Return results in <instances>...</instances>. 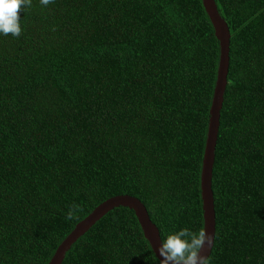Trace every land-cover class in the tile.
<instances>
[{
	"label": "trees",
	"instance_id": "16d2710c",
	"mask_svg": "<svg viewBox=\"0 0 264 264\" xmlns=\"http://www.w3.org/2000/svg\"><path fill=\"white\" fill-rule=\"evenodd\" d=\"M215 3L230 40L209 264H264V0ZM21 26L0 34V264H47L117 194L144 204L161 241L203 228L219 43L202 1L32 0ZM61 264L160 261L134 211L117 206Z\"/></svg>",
	"mask_w": 264,
	"mask_h": 264
},
{
	"label": "water",
	"instance_id": "95a60500",
	"mask_svg": "<svg viewBox=\"0 0 264 264\" xmlns=\"http://www.w3.org/2000/svg\"><path fill=\"white\" fill-rule=\"evenodd\" d=\"M201 1L212 24L214 35L219 43V59L216 80L209 107L208 125L200 170V195L202 201L203 228H206L207 233L214 236L215 210L211 179L215 154L214 151L219 128L220 109L222 107L223 95L227 84L230 30L227 22L219 14L215 0ZM117 206H126L134 211L145 239L148 241L157 259L161 261L162 258L158 253V248L162 243L161 237L157 226L151 221L146 207L135 196L129 194H117L96 205L85 217L78 221L73 229L58 244L47 264H61L66 251L70 248L72 243H74L78 237L83 235L106 212ZM212 246H206L204 252L206 256H209Z\"/></svg>",
	"mask_w": 264,
	"mask_h": 264
},
{
	"label": "clouds",
	"instance_id": "9594fccd",
	"mask_svg": "<svg viewBox=\"0 0 264 264\" xmlns=\"http://www.w3.org/2000/svg\"><path fill=\"white\" fill-rule=\"evenodd\" d=\"M31 3L32 0H0V34L20 37L23 34L21 13ZM40 3L46 7L54 0H40ZM65 218H73L71 209ZM213 240L214 236L207 233L206 228L197 232L184 228L169 234L158 248L162 258L160 264H209V257L204 252L206 246H212Z\"/></svg>",
	"mask_w": 264,
	"mask_h": 264
}]
</instances>
